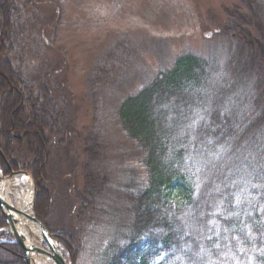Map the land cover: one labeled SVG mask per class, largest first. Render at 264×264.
I'll return each mask as SVG.
<instances>
[{"label": "trees", "instance_id": "trees-1", "mask_svg": "<svg viewBox=\"0 0 264 264\" xmlns=\"http://www.w3.org/2000/svg\"><path fill=\"white\" fill-rule=\"evenodd\" d=\"M243 1L249 12L237 16L229 10L231 19L224 26V32L232 33L230 42L236 45L239 54L237 82L231 77L218 81L222 70L215 58L185 53L176 58L172 67L122 101L120 120L128 136L145 153L147 181L135 194H127L130 202L120 210L124 223H120L121 227L94 264H264V197L259 202L250 198L248 202L242 201L239 181L228 169L244 163L240 152L246 150V173L253 175L250 191L254 193L261 188L264 193V7L254 5V0H248V4ZM13 7L14 4L0 2V53L5 49L1 43L10 34L8 16ZM247 23L253 26V33L247 31ZM11 72L12 67H7L0 58L3 170L30 172L37 187L35 209L39 219L56 232L76 263L75 236L49 224L54 194L43 189L54 153L51 140H56V146L61 144L57 153L60 163L67 158L61 154L69 136V131H61L67 126L64 111L46 102L40 105L45 114L42 117H25L22 110L17 114L14 110L21 104L20 92L13 97V90L10 91L13 88L1 85L5 79L20 88L15 84L19 83L18 77L12 78ZM239 82L242 91L238 90ZM25 89L28 93V88ZM249 92L253 93L251 97ZM231 100L246 107V113L235 124L227 116H220L226 102ZM29 101L34 108L39 103L38 97L35 103L30 98ZM28 109L26 105V114ZM245 128L246 140L232 149L245 136ZM25 130L32 131L27 135ZM231 142L233 145L229 147ZM244 144L246 149L242 148ZM46 145L52 151L47 157ZM218 149L225 153L213 162L215 154L220 158ZM46 158L49 166L38 169V159L44 162ZM100 174L86 175L84 188H77L73 199L84 207L87 200L98 203L96 210L100 213L96 215L108 217L113 224L119 213L116 206L111 207L107 194L105 199L109 189L106 178L103 180ZM255 177L263 179L254 180ZM80 212L79 217H87ZM6 225L7 219L0 210V228ZM0 264H28L25 249L18 243L1 242Z\"/></svg>", "mask_w": 264, "mask_h": 264}, {"label": "rangeland", "instance_id": "rangeland-1", "mask_svg": "<svg viewBox=\"0 0 264 264\" xmlns=\"http://www.w3.org/2000/svg\"><path fill=\"white\" fill-rule=\"evenodd\" d=\"M0 2L14 4L8 16L10 34L1 43L5 49L0 58L7 67H12V78L18 77L16 81L19 83L15 84L22 89L15 86L22 97L19 109L25 117H42L45 114L40 105L48 102L49 106L57 105L58 110H63L66 117L63 119L67 121V126L61 129L69 131L65 149H61V154L67 158L60 163L57 156L60 143L56 146L55 139L49 143L53 145L54 153L48 169V182L44 183L43 189L47 193L51 190L54 197L48 222L75 236L78 244L76 263L71 254L68 256L72 264H94L121 227L120 223H124L120 210L130 202L127 194H135L147 181L143 164L145 153L128 136L120 120L122 101L137 93L160 72L172 67L176 58L185 53L205 59L215 58L222 70L218 81L231 77L237 82L239 54L236 45L230 42L232 33L224 32V26L231 19L229 10L231 15L241 16L249 12L248 7L245 8L243 0ZM248 2L246 0V4ZM254 5L264 7V0H254ZM246 28L248 32H254L251 23H247ZM240 82L238 90L242 91ZM249 94L251 97L253 93ZM37 97L39 103L34 108L29 98L35 103ZM236 99L243 101L242 97ZM231 102H226L220 116H227L235 124L246 113V107ZM26 105H29V114L24 112ZM250 106L247 105L248 111ZM243 108L245 112H242ZM236 128L239 130L240 126ZM243 139L246 140V128L245 136L234 146L231 142L229 147H238ZM242 148L246 149V145ZM51 149L49 145L45 146V157ZM218 153L222 157L225 151L218 149ZM240 156L245 159L244 163L233 164L228 169H232V175L239 181L242 201L248 202L250 198L259 202L264 193L261 188L254 193L250 191L253 175L249 171L246 173V150H241ZM221 157L215 154L212 161ZM38 162L40 170L49 166L47 158L44 162L38 159ZM91 172H99L103 180L106 178L109 191L104 194L105 199L107 194L112 201L111 207L116 206L119 213V217L112 220L113 224L108 217L96 215L100 213L96 210L98 203L91 204L87 200L84 207L73 199L77 188H84L85 177ZM258 179L263 178H254ZM22 180L27 181L26 178L16 180L14 190L23 183ZM80 210L87 217H79ZM1 229L5 230L1 240L12 241L6 227ZM33 243L42 246L40 238L35 237ZM39 262L54 264L40 256Z\"/></svg>", "mask_w": 264, "mask_h": 264}, {"label": "bare ground", "instance_id": "bare-ground-1", "mask_svg": "<svg viewBox=\"0 0 264 264\" xmlns=\"http://www.w3.org/2000/svg\"><path fill=\"white\" fill-rule=\"evenodd\" d=\"M2 84L7 85L10 88H13V91L11 94V96L13 97L16 96L17 91L19 92V90L16 89L15 85H13L8 80L6 81L4 79L3 81H1V85ZM6 91H9V89H7ZM6 98L7 97L5 96V99ZM14 111H16L17 114L21 113V109H19V106L18 107L16 106ZM10 142L13 143V141H10ZM0 175H1V172H0ZM22 181L23 183L19 184L18 188L14 190V185L11 179H9L8 177H3L2 179L0 178V191L6 203L12 206H18L22 208L25 213H30L32 212L31 203H32V196H33V192H32L33 188H32V184L30 185L25 180H22ZM12 215H14L16 219L18 218V216L16 215L22 216L21 214H16L14 212H12ZM16 225L18 226L17 227L18 230L24 235L26 240L29 241L30 243L33 242V239H35V237L39 238L41 235L38 226L34 222L30 221L29 218L19 217V221L17 222ZM4 232H5L4 229H0V233H4ZM1 238H3L2 234H0V240ZM1 242L3 241L1 240L0 243ZM31 264H40L39 256L36 255L34 251L32 252V255H31Z\"/></svg>", "mask_w": 264, "mask_h": 264}, {"label": "water", "instance_id": "water-1", "mask_svg": "<svg viewBox=\"0 0 264 264\" xmlns=\"http://www.w3.org/2000/svg\"><path fill=\"white\" fill-rule=\"evenodd\" d=\"M20 173H24V172H13L10 175V178H13L15 175L20 174ZM0 208L3 211V213L5 214V216L7 217V219L9 220L10 231H11L12 235L15 237L17 242H19L20 244H22L24 246L26 253H27L26 259L28 260L29 264H31L32 251H36L37 253H39L45 257L50 258L55 264H69L67 262V260L65 259V257L63 256V254L61 253V251L57 247V243H58L57 239L36 218L35 214H33V215L26 214V213L16 209L12 205H9L8 203H6L4 201V197L1 193V191H0ZM12 212H14L16 214H22L24 216H27L38 225V227L40 228V230H41L47 244L49 245L52 253L41 250L39 247L35 246L33 243H30L29 241L26 240L24 235L18 230V228L16 226V222L18 221V219H16L14 217V215H12Z\"/></svg>", "mask_w": 264, "mask_h": 264}]
</instances>
